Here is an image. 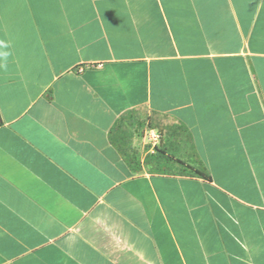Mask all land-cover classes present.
<instances>
[{
    "label": "crops",
    "instance_id": "1",
    "mask_svg": "<svg viewBox=\"0 0 264 264\" xmlns=\"http://www.w3.org/2000/svg\"><path fill=\"white\" fill-rule=\"evenodd\" d=\"M0 42V264H264V0H0Z\"/></svg>",
    "mask_w": 264,
    "mask_h": 264
},
{
    "label": "rangeland",
    "instance_id": "2",
    "mask_svg": "<svg viewBox=\"0 0 264 264\" xmlns=\"http://www.w3.org/2000/svg\"><path fill=\"white\" fill-rule=\"evenodd\" d=\"M136 115V116H132V115H127L123 118V120H121V122L119 123L118 126V131H122V134L124 136H128L130 133H134L133 131H137V122L140 120V117ZM152 127L151 125H147L146 123H143L141 125L142 130L140 129V133L142 131V134H145L146 131V135H147V139H148V144L152 145L153 143V136H152V131H149V128ZM135 128V129H134ZM139 128V127H138ZM159 136H160V142L159 144L155 145V149H157L156 153H157V157L156 160L161 158V160L163 158L167 159V155L165 154V149L163 148V143H164V138L166 136V131L163 128H158L157 130H155ZM144 143V146H147L148 144ZM128 148V147H126ZM127 150V149H126ZM129 153H124V156L127 160L134 162V165L138 164L139 158H138V153L135 149H129ZM155 168H162V165H156ZM186 169V168H185Z\"/></svg>",
    "mask_w": 264,
    "mask_h": 264
},
{
    "label": "built area",
    "instance_id": "3",
    "mask_svg": "<svg viewBox=\"0 0 264 264\" xmlns=\"http://www.w3.org/2000/svg\"><path fill=\"white\" fill-rule=\"evenodd\" d=\"M152 136H153L152 138H153V142H155V145L159 144L160 136L155 130L152 131Z\"/></svg>",
    "mask_w": 264,
    "mask_h": 264
},
{
    "label": "clouds",
    "instance_id": "4",
    "mask_svg": "<svg viewBox=\"0 0 264 264\" xmlns=\"http://www.w3.org/2000/svg\"><path fill=\"white\" fill-rule=\"evenodd\" d=\"M0 44H3V42H0ZM3 46H4V47H7L6 44H4ZM0 55H2V56L6 59L8 53L4 52V53H0Z\"/></svg>",
    "mask_w": 264,
    "mask_h": 264
}]
</instances>
